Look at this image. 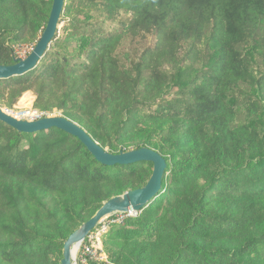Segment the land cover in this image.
Listing matches in <instances>:
<instances>
[{
	"label": "trees",
	"instance_id": "16d2710c",
	"mask_svg": "<svg viewBox=\"0 0 264 264\" xmlns=\"http://www.w3.org/2000/svg\"><path fill=\"white\" fill-rule=\"evenodd\" d=\"M51 5L0 0V65L38 42ZM82 10L128 18L102 34ZM61 23L32 71L0 80V106L30 109L31 92L108 153L146 147L167 163L162 193L102 237L108 261L264 264V0H65ZM151 173L0 122V264H60L65 241Z\"/></svg>",
	"mask_w": 264,
	"mask_h": 264
},
{
	"label": "water",
	"instance_id": "95a60500",
	"mask_svg": "<svg viewBox=\"0 0 264 264\" xmlns=\"http://www.w3.org/2000/svg\"><path fill=\"white\" fill-rule=\"evenodd\" d=\"M64 4L65 0H52L48 21L38 42L24 59H14L10 66L0 65V80L23 76L37 66L59 34L58 28ZM0 122L23 134L58 129L75 137L98 163L107 167L129 166L142 162L152 165L151 176L142 188L127 191L121 196L104 202L93 217L65 241L60 264H75L76 254L72 252L73 249L75 247L78 249L86 237L104 219L118 213H139L162 193V180L166 173L167 163L159 153L152 149L143 147L126 152L121 151L118 154L108 153L106 149H102L98 143L93 141L84 129L62 116H45L35 121L18 120L0 107Z\"/></svg>",
	"mask_w": 264,
	"mask_h": 264
},
{
	"label": "rangeland",
	"instance_id": "374dc122",
	"mask_svg": "<svg viewBox=\"0 0 264 264\" xmlns=\"http://www.w3.org/2000/svg\"><path fill=\"white\" fill-rule=\"evenodd\" d=\"M85 13H86V10H82L78 14L79 21L82 22V23L85 22L88 25H94L95 24L97 26V29L99 30V32L102 33V34H109V33L113 32L114 30L119 29L121 27V21H123V20L125 21L128 18V15L120 14V15H118V21L117 22H112L110 20L108 21L105 17H103L102 14L98 10H93L90 13H87L91 17L88 20H86L85 16H84ZM60 29L61 30L59 31V34H58L57 38L64 35V23L60 24ZM124 44H125V49H127L128 46H129L128 42H126ZM32 47H33L32 45H30V46L23 45L21 48L16 49L15 52H16L17 58L24 59L28 55V53L30 52ZM130 49H131V45H130ZM187 65L188 64H186V66ZM196 68H200V65L196 66ZM169 74L172 75L170 72H169ZM171 79H172V76L170 78H168L167 81H170ZM172 87L168 90L169 91L168 94H167L168 96H166V100H168V101L174 100L177 97V95H176L177 90L175 88H172ZM27 93H29V94H31V96H33V101H32L30 109H31V111H36V109H34V102H35V99H36L35 95L33 93H31V92H27ZM20 99H19V101H20ZM19 101L11 109L6 108L4 105L0 106V107L2 109H4V110L8 111L10 114L17 115V116L20 117L21 113H23L24 111L29 110V109L20 107L19 106ZM155 109H156V106L153 107V110H155ZM149 113L150 112H149L148 109L138 110V112H137L138 116L139 115H144V114H149ZM47 115L48 116H62V112L53 111L52 113H48ZM136 216H133V217L135 218ZM119 217L120 216H118V217L114 216L113 218H110V220H114L116 222L109 225V228H108L107 232L110 230V228L112 226L121 225L122 224V222L119 220ZM127 218H125V219H127ZM117 221H119V222H117ZM98 229H99V226L92 233L97 232L96 230H98ZM107 232L105 234H107ZM102 237H101V242H102ZM78 251H77V254L75 256V262H74L75 264H80L79 261H78V257H77Z\"/></svg>",
	"mask_w": 264,
	"mask_h": 264
},
{
	"label": "built area",
	"instance_id": "2783aa9c",
	"mask_svg": "<svg viewBox=\"0 0 264 264\" xmlns=\"http://www.w3.org/2000/svg\"><path fill=\"white\" fill-rule=\"evenodd\" d=\"M9 115L12 117L18 119V120H25V121H35L38 119H41L45 116H48L47 113H42L39 111H31V109L24 111L20 114V117L17 115L10 114L8 111H6ZM137 213H128V214H113L110 217L104 219L98 226L99 229L96 230L97 232L90 233L86 239L83 241V243L80 245V248H78V261L80 264H111L107 257L105 256V253L103 251V246L101 242V237L107 232L109 225L115 223L116 221L110 220V218H113L114 216H120L119 220L121 222L124 221L125 218H133V216H136ZM119 222V221H117ZM77 254V253H76ZM76 256V255H75Z\"/></svg>",
	"mask_w": 264,
	"mask_h": 264
},
{
	"label": "bare ground",
	"instance_id": "6f19581e",
	"mask_svg": "<svg viewBox=\"0 0 264 264\" xmlns=\"http://www.w3.org/2000/svg\"><path fill=\"white\" fill-rule=\"evenodd\" d=\"M59 30H60V26H59V28H58V31H59ZM77 251H78V249H77V247H75V248L73 249V251H72V252H73L74 254H76V253H77Z\"/></svg>",
	"mask_w": 264,
	"mask_h": 264
},
{
	"label": "clouds",
	"instance_id": "9594fccd",
	"mask_svg": "<svg viewBox=\"0 0 264 264\" xmlns=\"http://www.w3.org/2000/svg\"><path fill=\"white\" fill-rule=\"evenodd\" d=\"M33 47H34V46H33ZM33 47H32V49H33ZM32 49H31V50H32ZM31 50H30V51H31ZM29 53H30V52H29ZM29 53H28V54H29ZM18 59H20V58H18ZM5 111H6V110H5ZM97 227H98V226H97ZM92 232H93V231H92ZM92 232H91V233H92Z\"/></svg>",
	"mask_w": 264,
	"mask_h": 264
}]
</instances>
